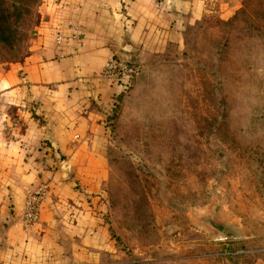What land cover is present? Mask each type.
<instances>
[{
	"label": "rangeland",
	"instance_id": "rangeland-1",
	"mask_svg": "<svg viewBox=\"0 0 264 264\" xmlns=\"http://www.w3.org/2000/svg\"><path fill=\"white\" fill-rule=\"evenodd\" d=\"M215 1L138 65L113 113V264H264V0ZM40 2L0 0V64L27 55Z\"/></svg>",
	"mask_w": 264,
	"mask_h": 264
},
{
	"label": "crops",
	"instance_id": "crops-1",
	"mask_svg": "<svg viewBox=\"0 0 264 264\" xmlns=\"http://www.w3.org/2000/svg\"><path fill=\"white\" fill-rule=\"evenodd\" d=\"M38 12L27 55L0 64V264H113L108 147L123 88L100 71L112 56L138 66L179 47L204 0H41ZM42 183L25 227L24 200Z\"/></svg>",
	"mask_w": 264,
	"mask_h": 264
},
{
	"label": "built area",
	"instance_id": "built-area-1",
	"mask_svg": "<svg viewBox=\"0 0 264 264\" xmlns=\"http://www.w3.org/2000/svg\"><path fill=\"white\" fill-rule=\"evenodd\" d=\"M215 2V0H204L205 9L207 11L213 10L216 5ZM71 37H78V32L75 28ZM55 39L58 44H62L64 36L58 34ZM137 71L138 66L136 64L127 63L112 56L105 61L100 71V76L104 79L117 83L121 88L125 89L132 85ZM47 192V185L42 183L36 190L26 196L24 206L20 214L21 223L25 227L30 226L38 220L41 204L46 197Z\"/></svg>",
	"mask_w": 264,
	"mask_h": 264
},
{
	"label": "water",
	"instance_id": "water-1",
	"mask_svg": "<svg viewBox=\"0 0 264 264\" xmlns=\"http://www.w3.org/2000/svg\"><path fill=\"white\" fill-rule=\"evenodd\" d=\"M121 61L134 64L136 62L135 58L119 59ZM205 222H207L212 228H214L218 233L222 234L225 239H234L236 237L234 231L228 227L225 223L215 219L212 215L205 217Z\"/></svg>",
	"mask_w": 264,
	"mask_h": 264
},
{
	"label": "trees",
	"instance_id": "trees-1",
	"mask_svg": "<svg viewBox=\"0 0 264 264\" xmlns=\"http://www.w3.org/2000/svg\"><path fill=\"white\" fill-rule=\"evenodd\" d=\"M131 86H132V85H131ZM131 86H129V87L123 89L122 94H121L119 97H117V99H116V104H115V107H114V110L117 109V107H118L120 101L122 100L123 96H124L125 93L131 88Z\"/></svg>",
	"mask_w": 264,
	"mask_h": 264
}]
</instances>
